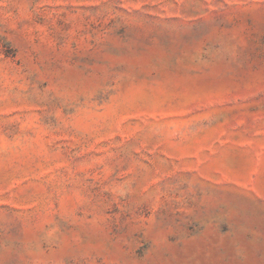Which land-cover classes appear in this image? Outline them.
Segmentation results:
<instances>
[{"label": "rangeland", "instance_id": "rangeland-1", "mask_svg": "<svg viewBox=\"0 0 264 264\" xmlns=\"http://www.w3.org/2000/svg\"><path fill=\"white\" fill-rule=\"evenodd\" d=\"M0 264H264V0H0Z\"/></svg>", "mask_w": 264, "mask_h": 264}]
</instances>
